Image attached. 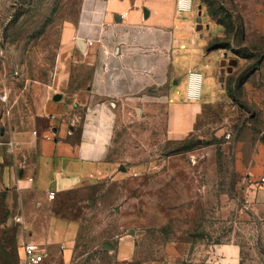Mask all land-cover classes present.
<instances>
[{"label":"rangeland","instance_id":"374dc122","mask_svg":"<svg viewBox=\"0 0 264 264\" xmlns=\"http://www.w3.org/2000/svg\"><path fill=\"white\" fill-rule=\"evenodd\" d=\"M81 3L0 0V156L6 165L15 160V150H8L11 134L51 123L55 104L63 105V115L54 127L64 134L80 129L92 67L79 54H68L64 88L56 86L55 74L64 58L63 30L77 21ZM194 8L203 16V28L210 25L218 33L220 19L234 24L230 39L218 50L224 56L216 77L224 95L205 109L191 136L176 141L168 140L164 117L153 122L130 117L117 134L111 159L132 167L168 156L187 157L201 185L202 196L196 199L200 212L192 222L179 220L145 234L137 245L136 264L164 260L165 244L173 238L185 243V251L180 260L166 264H224L221 249L229 244L240 248L239 264H264V0H194ZM205 91L210 100L208 80ZM56 94L62 96L57 103ZM161 108L164 112L165 104ZM36 153L19 155L32 166ZM237 156L259 161L260 172L251 177L255 188L247 197L232 168ZM205 159L211 166H205ZM122 189V183L113 182L55 196L30 191L28 202L34 218L49 210L81 221L74 264H115L107 247L122 232L116 215ZM33 232L18 194L0 193V264H24L23 248ZM54 263L61 264L58 251Z\"/></svg>","mask_w":264,"mask_h":264},{"label":"crops","instance_id":"0c3cea01","mask_svg":"<svg viewBox=\"0 0 264 264\" xmlns=\"http://www.w3.org/2000/svg\"><path fill=\"white\" fill-rule=\"evenodd\" d=\"M194 9V0H82L77 21L65 26L56 86L61 89L68 83L64 62L68 54H79L92 67L80 129L70 128L64 134L54 127L63 115V105L55 104L51 123L11 134L15 146L11 165L0 156V193L18 194L28 227L35 231L28 243L46 253L47 264H56L57 251L61 264H74L81 221L49 210L34 218L30 191L55 196L122 183L123 199L116 210L122 232L110 250L115 264H136L137 245L149 231H161L179 220L192 222L199 214L196 199L202 196L201 185L187 157L168 156L132 167L111 159L117 134L130 117L149 122L164 117L166 136L176 141L191 136L205 109L224 95L216 77L224 54L208 51L224 29L218 33L210 25L199 29V13ZM191 72L202 79L197 101L187 98ZM206 80L212 90L210 100ZM53 100L57 103L62 96L56 94ZM32 150L37 153L31 166L19 153ZM205 161L206 167L211 166L210 159ZM258 162L250 156H237L233 162L238 188L246 190V197L255 188L251 177L260 172ZM184 251L185 243L173 238L165 244L164 260L140 264L176 262ZM221 252L224 264H239L238 246L229 244Z\"/></svg>","mask_w":264,"mask_h":264},{"label":"built area","instance_id":"2783aa9c","mask_svg":"<svg viewBox=\"0 0 264 264\" xmlns=\"http://www.w3.org/2000/svg\"><path fill=\"white\" fill-rule=\"evenodd\" d=\"M185 10V9H180ZM92 45V42H90ZM201 75L198 73L191 72L189 75L188 87H187V98L191 101H197L201 96ZM9 152H13L15 150V146L11 143ZM32 181V179H30ZM262 182L264 183V177L262 178ZM51 196H54L51 194ZM46 254L43 250L37 248L36 245L26 243L23 248V260L24 264H42L46 258Z\"/></svg>","mask_w":264,"mask_h":264},{"label":"trees","instance_id":"16d2710c","mask_svg":"<svg viewBox=\"0 0 264 264\" xmlns=\"http://www.w3.org/2000/svg\"><path fill=\"white\" fill-rule=\"evenodd\" d=\"M209 1L210 0H201V2L205 3V4H207ZM218 25H220L224 28L225 36H224V38H216L212 42H210V44L208 45V51H216V50L222 49L224 42L230 39L231 34L234 30V24L228 18L227 19H220L218 21ZM224 48H226V47H224ZM57 216H59V215H57ZM61 217L67 218L66 216H61ZM68 219H70V218H68Z\"/></svg>","mask_w":264,"mask_h":264},{"label":"water","instance_id":"95a60500","mask_svg":"<svg viewBox=\"0 0 264 264\" xmlns=\"http://www.w3.org/2000/svg\"><path fill=\"white\" fill-rule=\"evenodd\" d=\"M201 13H199V18H198V24H199V29H202V24H201ZM56 100H60V97H57ZM109 250H112L111 247H107Z\"/></svg>","mask_w":264,"mask_h":264}]
</instances>
